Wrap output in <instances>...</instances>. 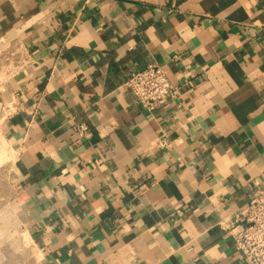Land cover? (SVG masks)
<instances>
[{"label":"crops","instance_id":"0c3cea01","mask_svg":"<svg viewBox=\"0 0 264 264\" xmlns=\"http://www.w3.org/2000/svg\"><path fill=\"white\" fill-rule=\"evenodd\" d=\"M263 190L264 0H0V264H246Z\"/></svg>","mask_w":264,"mask_h":264},{"label":"built area","instance_id":"2783aa9c","mask_svg":"<svg viewBox=\"0 0 264 264\" xmlns=\"http://www.w3.org/2000/svg\"><path fill=\"white\" fill-rule=\"evenodd\" d=\"M125 85L150 113L180 96V87L170 80L167 70L156 63L132 73ZM2 111L9 117L14 114L15 108L4 105ZM77 129L83 134L88 128L81 124ZM236 222L239 223L231 232L245 263L264 264V190L250 198L247 209Z\"/></svg>","mask_w":264,"mask_h":264}]
</instances>
